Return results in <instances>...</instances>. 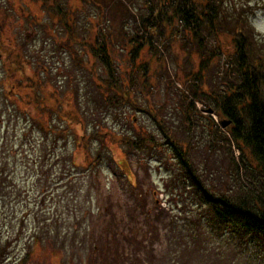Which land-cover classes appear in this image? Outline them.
I'll list each match as a JSON object with an SVG mask.
<instances>
[{"label":"rangeland","instance_id":"374dc122","mask_svg":"<svg viewBox=\"0 0 264 264\" xmlns=\"http://www.w3.org/2000/svg\"><path fill=\"white\" fill-rule=\"evenodd\" d=\"M120 1L130 8L133 20L118 13L121 4H116L117 0H0V139L8 141V148L14 145L19 156L28 142L44 139V161L52 165L46 169L47 180L58 181L57 169L62 168V178L70 184L57 194L66 193L67 202L75 203L82 215L78 224L72 220L84 247L81 264H264V235L236 239L225 248L223 240L231 241L218 234L220 225L209 211H196L193 189L191 198L181 176L169 177L180 169L169 147L175 145L188 146L197 175L213 193L237 189L241 183L247 184L252 174L239 163V152L229 135L225 138L221 121L230 119L217 109L219 97L198 96L201 82L192 84L202 57L199 51L205 50L203 57L214 53V35L205 24L192 42L189 25L183 28L175 23L171 37L165 38L157 22L141 24L147 9L158 0ZM100 4H107L109 12ZM173 5L174 0L163 5V14H169ZM185 5L183 10L188 11ZM123 18L128 22L121 26L124 33L118 34L115 19ZM249 21L264 35V12L253 13ZM108 26L115 31H108ZM137 26L143 41L151 44H146L134 62L133 75L149 62L145 73L149 82L144 88L135 87L131 99L123 101L105 88L98 90L110 77L99 57H89L87 45L100 56L106 35L115 38L112 60L119 79L127 59L122 57L124 40L134 36ZM221 29L232 31L231 26L221 25ZM175 35L179 43H175ZM69 40L72 42L66 46ZM230 46L225 35L221 54L209 61L215 69L228 67L227 73L234 76L236 67L231 64L235 57ZM215 75L213 71V82ZM42 88L48 91L45 95L52 96L45 103L54 110L47 114L29 102V98L42 97ZM191 92L204 103L191 106ZM231 125L232 121L228 127ZM119 139L137 145L141 141V145H126ZM54 160L59 161L53 165ZM91 163H97V169L83 172ZM192 200L198 255L185 250L181 232L188 217L185 204ZM65 202L55 198L49 203L51 211H58ZM76 207L70 210L77 211ZM222 236H226L225 230ZM20 247L13 244L5 249L0 264H9L6 255H18ZM55 248V242L48 240L28 264L77 263L78 257L61 262L58 256H51Z\"/></svg>","mask_w":264,"mask_h":264},{"label":"trees","instance_id":"16d2710c","mask_svg":"<svg viewBox=\"0 0 264 264\" xmlns=\"http://www.w3.org/2000/svg\"><path fill=\"white\" fill-rule=\"evenodd\" d=\"M216 1L184 0L188 3L189 8L188 11H184L182 7L185 4L181 0H174L173 9L169 14H163L161 8L163 5H169L170 0H158L155 6L147 9L149 11L144 14L147 16L142 18L141 24L151 21L157 22V25L162 26L161 35L165 38L171 37L175 30V23L181 24L183 28L189 25L188 34H191L192 42H196V38H199L200 29L205 24L208 25L210 34L214 35L216 44L214 45V53L210 57H203L205 50L199 51L198 54L202 57L196 65L198 71L193 77L192 84L201 82L202 88L199 90L198 96L219 97V100L215 101L217 109L233 123V126L228 127L231 124V121L228 120L230 124L223 130L225 138L227 139L226 134H228L237 152H239V163L252 174L247 184L241 183L237 189L229 190V192L223 190L218 194L213 193L197 175L195 166L189 159L188 146L176 147L177 145H175V148L169 147L174 151L177 166L180 169L177 173L173 170L169 177L174 180L176 175L181 176L183 183L185 181L187 184L184 187L189 189L187 191L191 194V198L193 189L195 201H197L196 211L210 212L216 224L220 225L218 234L223 239L226 238L231 241L226 243L223 240L226 248L236 239L255 238L264 235V86H262L264 85V35L255 31L249 21V16L253 13L264 12V0H231L230 2L218 0L217 3ZM116 4H121L119 5L121 8L118 7L121 10H119V14L121 13L123 17L127 16L128 19L133 20L134 15H130L132 11H130L129 5H127L129 8L127 10L126 4L121 3L120 0H117ZM105 5L100 4L109 12V6ZM125 22H128L126 18L121 19V21L115 19V30L118 34L123 32L124 29L121 26ZM106 23L110 24V20H107ZM221 25L231 26L232 31H223ZM64 27H66L65 24ZM108 27V31H115L112 27ZM145 28L147 29L148 26ZM135 30L134 36L124 40L122 52H125L122 57L126 56L127 59L124 61L123 67L120 68L119 79L115 78L118 72L113 69L112 60L115 52L113 49L115 38H112L109 33L106 35L104 40L107 43L103 42L100 56H97L96 52L90 49L89 44L87 45V49L90 50L89 57H99L110 77L105 81L106 83L98 85V90L105 88L114 94L115 99L118 97L123 101L131 99L133 95L131 91L135 87L144 88L149 82V75L145 74L149 62L141 66L142 72L133 75L136 71L134 62L140 56L141 51L146 48V44H151L148 41L146 43L143 41L144 36L140 35L138 26ZM225 35L229 39L230 48L233 49L232 56L235 57L234 63L231 64L232 68L236 67L234 76L227 73L228 67L224 71L220 70L219 67L215 69V65L213 66L209 61L214 59L218 53L221 54L222 39L225 38ZM71 42L69 40L65 45L70 46ZM179 42L178 37L175 43ZM78 43L80 42L78 41ZM183 44H186V41H183ZM223 54L226 53L223 51ZM213 71L216 74V82H213V77H211ZM206 81L211 85L214 83V86L212 85L210 88ZM42 90V97L38 99L29 98L32 100H28L30 104L34 103L33 106L38 107V110L47 114L54 110L52 106L49 107L45 103L52 99V96L44 94L46 88H42ZM189 100L193 107L196 102L204 103L194 92H191ZM207 109L203 108V110ZM212 112L217 117L221 116L219 112L216 113L213 110ZM207 116L214 123L210 119L211 116ZM38 128L41 130L42 124L40 127L38 125ZM48 128L46 127V129ZM59 133L57 131L56 135L59 136ZM119 140L126 145L130 144L124 139ZM54 141L57 140L54 139ZM43 142L42 137L33 144L28 142V148L22 147V155L19 156L14 145L8 148V141L4 138L0 139V258L5 255V249L16 244L21 246L20 253L14 256L6 255L5 259L8 260L9 264H28L29 258L33 256L39 246L48 240H53L56 248L54 251L52 250L53 252L51 251V256H58L61 258V262L62 259L68 262L78 257L76 261L81 264L83 261L81 252L84 247L78 240L81 236L80 231L78 234L72 224H78V219H80L79 217L82 219V215L75 203L67 202L68 195L66 193L65 195L57 194V192H65V187L70 184L69 181L64 182L62 168L57 169V175H60L58 181L48 182L46 169L47 167L51 169L52 165L48 164V160L47 162L44 161L46 143L43 144ZM140 143L141 141L139 145H141ZM172 143L173 141H170L168 144L172 145ZM139 145L136 142L130 144V146L138 147ZM54 161L53 165L57 164L59 160ZM96 164L91 163L89 167L83 169V172L95 171L97 169ZM253 173H258L259 176H255ZM55 198L66 200L63 207L68 208L64 210L62 207L58 211L52 212L49 203H52ZM187 206L188 208H186ZM71 207H76L77 211L75 208L70 210ZM184 209L188 217L182 225V241H185V250L189 249L198 255L193 200L189 204H185ZM60 228L61 233H59ZM210 228L214 229L213 226ZM224 230L226 236H222ZM218 234L217 236H219ZM60 237L64 238L61 239ZM91 247L92 250H95L93 246Z\"/></svg>","mask_w":264,"mask_h":264},{"label":"water","instance_id":"95a60500","mask_svg":"<svg viewBox=\"0 0 264 264\" xmlns=\"http://www.w3.org/2000/svg\"><path fill=\"white\" fill-rule=\"evenodd\" d=\"M206 113L212 114L213 112H212V110L207 109ZM229 124H230V121H228V120H222L221 121V127L223 129L226 128V126H228Z\"/></svg>","mask_w":264,"mask_h":264}]
</instances>
